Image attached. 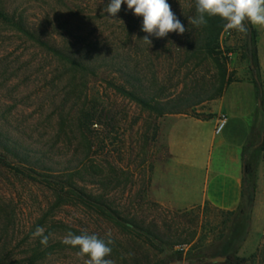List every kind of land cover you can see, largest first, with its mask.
Masks as SVG:
<instances>
[{
  "label": "rangeland",
  "instance_id": "1",
  "mask_svg": "<svg viewBox=\"0 0 264 264\" xmlns=\"http://www.w3.org/2000/svg\"><path fill=\"white\" fill-rule=\"evenodd\" d=\"M107 3L0 0L45 42L99 65L96 76L84 73L0 21L1 264H83L61 243L68 231L111 233L106 258L113 264H175L180 254L213 258L239 226L237 211L171 207L155 187L173 153L185 151L172 147L173 124L208 121L227 87L220 95L218 68L201 51L200 27L190 23L193 0H168L186 30L151 37V45L142 40V18L122 4L109 19L102 14ZM247 41V32L220 36L231 78L251 75ZM111 214L134 229L119 227ZM37 227L49 235L47 246L32 238ZM237 256L241 264H264L263 201Z\"/></svg>",
  "mask_w": 264,
  "mask_h": 264
},
{
  "label": "crops",
  "instance_id": "2",
  "mask_svg": "<svg viewBox=\"0 0 264 264\" xmlns=\"http://www.w3.org/2000/svg\"><path fill=\"white\" fill-rule=\"evenodd\" d=\"M254 27L259 34L257 47L264 84V27ZM244 91H248V95ZM258 106L250 75L226 87L212 106L213 116L208 121H195L191 128L186 126L187 121L173 124L172 147L183 150L185 146V151L173 153L164 171L156 177L155 187L164 202L178 208L208 204L226 212L238 210L242 204V154L257 130ZM221 115H226L227 124L216 134L215 127ZM185 141L188 144H184ZM256 185L253 220L260 203L264 202L263 156L257 163Z\"/></svg>",
  "mask_w": 264,
  "mask_h": 264
},
{
  "label": "trees",
  "instance_id": "3",
  "mask_svg": "<svg viewBox=\"0 0 264 264\" xmlns=\"http://www.w3.org/2000/svg\"><path fill=\"white\" fill-rule=\"evenodd\" d=\"M193 4L195 6V0H193ZM0 21L10 25L20 34L34 41L46 51L68 62L78 70L92 76L97 75L99 65H97V63H95L93 60L81 59L63 49L57 48L52 44L45 42L34 33H32L21 19L10 16L2 8H0ZM198 27H200V33L202 35L201 51H203L207 57L211 58L218 68L217 71L220 80L219 94L221 95L226 86L234 81H237V79L231 78L229 76L227 62L223 60L224 57L222 55V52L220 51V36L224 32L223 22L220 21L219 18H209L206 25ZM246 27L248 29V41L246 46L248 50L249 70L251 72V80L254 85L255 94L259 106L257 130H255L253 136L248 141L242 154V204L235 213L234 218V223H238L239 226L232 228L230 232L225 236L219 247V250L217 251L218 255L216 257L207 258L202 255L194 254L184 259L182 257V254H180L177 258H174L175 264H241L237 253L249 234L252 212L256 198V168L260 157H264V84L260 73L257 35L253 30L252 25L246 23ZM117 89L125 95L130 96L143 107L159 111L145 99L136 95L134 92L128 91L125 87L117 86ZM86 120H89V118H86ZM256 132L257 136H255ZM109 217L119 227L125 230L134 229V225H132L131 222H128L112 214L109 215ZM149 234L152 235V233ZM218 257H222L225 260L223 262L212 261L213 259ZM5 261V258H0V264L4 263Z\"/></svg>",
  "mask_w": 264,
  "mask_h": 264
},
{
  "label": "clouds",
  "instance_id": "4",
  "mask_svg": "<svg viewBox=\"0 0 264 264\" xmlns=\"http://www.w3.org/2000/svg\"><path fill=\"white\" fill-rule=\"evenodd\" d=\"M122 4L133 16L142 18L140 31L147 34L142 40L150 45L151 37L163 39L169 33L179 36L186 30L168 0H108L102 14L106 13L107 18L112 19L119 13ZM195 13V17L190 20L194 26L206 25L209 18H219L225 31L246 33V23L264 27V0H195ZM32 238H39L42 246H47L49 241L44 227H37ZM61 243L75 250L76 257L82 259L83 264H113L111 259L106 258L112 253L111 233L102 238L88 232L75 234L68 231Z\"/></svg>",
  "mask_w": 264,
  "mask_h": 264
},
{
  "label": "built area",
  "instance_id": "5",
  "mask_svg": "<svg viewBox=\"0 0 264 264\" xmlns=\"http://www.w3.org/2000/svg\"><path fill=\"white\" fill-rule=\"evenodd\" d=\"M226 124H227V117H226V115H221L218 118V122H217V125L215 127V133L216 134H219L225 128Z\"/></svg>",
  "mask_w": 264,
  "mask_h": 264
},
{
  "label": "water",
  "instance_id": "6",
  "mask_svg": "<svg viewBox=\"0 0 264 264\" xmlns=\"http://www.w3.org/2000/svg\"><path fill=\"white\" fill-rule=\"evenodd\" d=\"M224 260H225L224 258L218 257V258L213 259L212 261H214V262H223Z\"/></svg>",
  "mask_w": 264,
  "mask_h": 264
}]
</instances>
